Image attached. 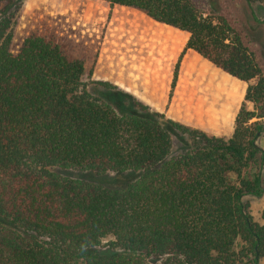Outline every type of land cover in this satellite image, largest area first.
Returning <instances> with one entry per match:
<instances>
[{
  "label": "trees",
  "instance_id": "1",
  "mask_svg": "<svg viewBox=\"0 0 264 264\" xmlns=\"http://www.w3.org/2000/svg\"><path fill=\"white\" fill-rule=\"evenodd\" d=\"M24 1L0 0V264H264V207L257 225L243 202L264 197V50L239 17L264 24V0H99L247 85L224 137L92 80L98 43L64 17L14 48Z\"/></svg>",
  "mask_w": 264,
  "mask_h": 264
},
{
  "label": "rangeland",
  "instance_id": "2",
  "mask_svg": "<svg viewBox=\"0 0 264 264\" xmlns=\"http://www.w3.org/2000/svg\"><path fill=\"white\" fill-rule=\"evenodd\" d=\"M2 3L0 2V8L2 7ZM254 12L258 19H263V11L255 7ZM57 17H64L65 24L70 26L71 29H79L82 31L81 35H84L82 33L86 31L90 45L92 43L95 44V42L98 43L96 46L97 57L91 67L92 80L109 82L146 105L149 104L148 106L152 110L166 116L164 112L167 110V105L164 104L163 107H159L161 103L159 102L157 104V99L154 94L142 91L136 85L137 80L134 83L127 76L129 73L134 75L139 74L140 69L147 68L151 70L150 74H153L156 71L154 68L157 65L158 77H163L165 75V69L171 66L167 54L166 56H159L157 54L158 48L156 49V44L151 43L150 40L144 43L140 39H137L141 31L145 29L144 22L147 17L143 13L131 8L109 5L99 0H25L16 17V25L13 29L14 48L17 49L20 46L22 40L30 31H44V29H49L53 26V21L51 20L57 19ZM239 17L245 29L262 45L264 50V24L255 23L246 6L243 7ZM146 48L147 50H144ZM175 66L176 62L174 61L172 70L175 69ZM173 73L174 71L171 73L172 77ZM172 77L168 83L167 98H170L173 92V89L171 90L170 88ZM227 90L237 93V90L235 91L231 86ZM150 104H155L158 107L152 108ZM218 110H221L223 113L226 111V108L224 106L223 110ZM213 111V109H209V114L201 118L189 113H185L184 116L188 117V119H196L202 122L198 124L199 126L204 125L206 127L209 126L211 129L216 128L215 131L213 130L214 132L208 131L207 133L209 134L212 133L220 137L229 136L232 127L230 129L229 124H220L217 117L214 116ZM180 116L182 117V115ZM257 144L264 152V132L259 137ZM118 178H121V181L123 180L122 177L112 176L104 177L101 180L107 184H115L121 182L118 181L120 180ZM243 202L246 205L247 213L252 222L261 225L264 197L254 198L246 196Z\"/></svg>",
  "mask_w": 264,
  "mask_h": 264
},
{
  "label": "crops",
  "instance_id": "3",
  "mask_svg": "<svg viewBox=\"0 0 264 264\" xmlns=\"http://www.w3.org/2000/svg\"><path fill=\"white\" fill-rule=\"evenodd\" d=\"M144 23L145 29L141 31L137 39L144 43L150 40L151 43L156 44L157 54L159 56H166L167 54L171 66L165 69L163 77H158V66L156 65L154 68L156 71L153 74H150L151 70L149 68L140 69L139 74H127L128 79L130 78L134 83L137 80L136 85L142 91L154 94L157 104L161 103L159 107H163L164 104L167 105V110L164 113L176 122L204 132H214L216 128L199 126L198 124L202 122L184 116L185 113H189L201 118L209 114V109H213V114L220 124H229V128H233L234 119L240 108V103L243 101L246 89L245 83L215 68L196 52L189 49L184 51L189 37L187 32L157 23L148 17ZM144 50H147V48ZM181 53H183L181 58L177 59ZM174 61L176 64L179 61L177 76L173 92L170 98H167L168 83L172 77L171 73L174 71V69L172 70ZM230 86L235 91L237 90V93L229 92L227 89ZM150 106L152 108L158 107L155 104H150ZM224 106L226 111L222 113L218 109L223 110Z\"/></svg>",
  "mask_w": 264,
  "mask_h": 264
}]
</instances>
